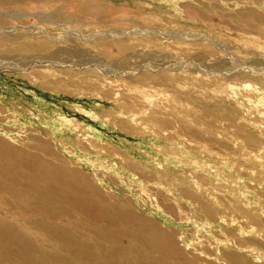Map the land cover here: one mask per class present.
Returning <instances> with one entry per match:
<instances>
[{"label":"rangeland","instance_id":"obj_1","mask_svg":"<svg viewBox=\"0 0 264 264\" xmlns=\"http://www.w3.org/2000/svg\"><path fill=\"white\" fill-rule=\"evenodd\" d=\"M38 158L123 227L23 213L13 182L0 264H68L46 225L90 264L139 261L143 229L154 264H264V0H0V175Z\"/></svg>","mask_w":264,"mask_h":264},{"label":"bare ground","instance_id":"obj_2","mask_svg":"<svg viewBox=\"0 0 264 264\" xmlns=\"http://www.w3.org/2000/svg\"><path fill=\"white\" fill-rule=\"evenodd\" d=\"M3 149V148H2ZM33 156V155H32ZM34 157L36 158V156L34 155ZM39 160H42L40 158H38ZM33 160H37V159H32L31 161L29 162H24V161H21V162H16V161H4L6 163H4V166L1 168L2 170V173L0 176L2 175H6V176H9L12 172V177L11 179H6V178H2V180L4 181H7L6 183H2L0 182V195H2V191L4 189V185L7 187V189L10 191V192H14L12 195L16 194V192L12 189V185H13V182H19L21 185L27 187V188H30V192L28 193V191L26 189H23L22 187H20L21 191H26L25 194L23 193L21 195V200L18 201L19 203V207L22 209V212L23 213H28V212H35V211H39V210H43L45 211L46 213L52 215V216H58V214L63 211L64 212H69V211H77L79 212L80 214L82 215H88L90 213V217H88L89 220H92L91 222H98L99 220H104L106 218H111L112 220L110 221V223L112 222H115V223H112V224H115V225H118V224H122V227H123V222L120 220V221H117L115 219V217L117 218H120V219H123L122 218V215H119L118 216H114L113 213L110 211L108 213H111V214H107V212L105 211L106 209H103V208H99L97 209L96 207V210L95 211H86V205L87 203L89 202L90 205H92V202H91V199L87 196V195H81L80 193H78L77 191L74 190V192L72 191V187L71 185L69 184V181H65V180H59L60 178H58L57 176L55 177L54 175L50 177L47 176L46 173L43 172L45 168V164L43 163V160L42 161H33ZM7 164V165H6ZM72 164V163H71ZM7 166H12L13 168L12 169H8ZM10 170V171H9ZM66 171V170H65ZM50 174V173H49ZM69 175V174H68ZM5 176V177H6ZM1 178V177H0ZM30 178V182L27 183V180ZM1 181V179H0ZM34 189V191L32 192V189ZM39 188L41 189V191L39 190ZM81 188V187H80ZM19 190V191H20ZM85 190V189H84ZM8 192V191H7ZM88 192V191H87ZM19 193H22V192H19ZM28 193V194H27ZM77 193V194H76ZM80 194V195H78ZM7 195V193L5 194ZM18 195V194H16ZM10 196H11V193H10ZM28 196V199H27V203L29 206H32L29 202V198L34 200V201H38V200H42V204L37 207L36 209H33L29 206H27L26 204L23 203V199ZM99 196V195H98ZM16 197V196H15ZM4 198H7V197H4ZM9 198V197H8ZM12 198V197H11ZM20 199V198H19ZM6 200V199H5ZM8 200V199H7ZM11 201V200H10ZM9 201V202H10ZM26 202V201H25ZM10 204V203H9ZM107 204V203H106ZM12 205V204H11ZM96 206V205H95ZM99 206V205H98ZM11 207V206H10ZM91 207V206H90ZM113 207V206H112ZM14 208V206H13ZM18 208V207H17ZM111 208V207H110ZM16 209V208H14ZM19 209V208H18ZM112 210V209H111ZM123 211V210H122ZM120 212V211H118ZM128 212V211H127ZM62 214V213H61ZM79 216V215H77ZM124 216V214H123ZM42 218V217H41ZM55 218V217H53ZM130 218V217H128ZM39 219V218H38ZM43 219V218H42ZM132 221L134 222H139V221H136L135 218H131ZM34 221V220H32ZM32 221L30 224H32ZM76 222V221H75ZM83 223V222H82ZM141 223V222H139ZM43 224V223H42ZM48 224V223H47ZM142 224V223H141ZM4 225V224H3ZM34 225V224H33ZM76 225V224H75ZM139 225V224H138ZM2 226V225H0ZM45 226V225H44ZM43 226V227H44ZM63 226V225H62ZM85 226V225H84ZM87 226V225H86ZM137 226V225H136ZM70 227V226H68ZM73 227V226H72ZM81 227V226H80ZM2 228V227H1ZM12 228V227H10ZM8 227V229H10ZM3 229V228H2ZM100 229H103L100 227ZM121 229V228H119ZM6 230V229H4ZM41 230V229H40ZM44 230V229H42ZM99 230V229H98ZM97 230V231H98ZM0 231H2L0 229ZM9 231V230H8ZM111 231V230H110ZM142 234L140 233H137V235H139V238L138 240H140L141 242V247L143 248V251L140 249V247L138 246L137 247V254H139V261H133L132 259H130L128 257V255L123 258V260L126 261V264H154V261H151L150 260V257L149 255L146 253V249L150 251H152L153 248H156L158 246L160 247H165V243L163 242V239H162V235H160L158 238L155 237L154 235H159L158 233H146L144 232V229L143 230H140ZM3 232V231H2ZM6 232V231H4ZM55 232H59V234H61L62 236L59 238L60 242L62 243V241L65 242L66 241H70L68 242L67 246H65V250L68 251L66 253H64V255H61V262L65 261L67 262L68 264H71V257H73V261L79 263V261L82 260V263L83 261L90 264L92 262H88V260L86 259L85 255H83V249L80 247V244L81 242L78 241V240H74L72 239L73 235L71 236V232H67L66 230H61L60 228L56 227L55 225L54 226H51V225H46L45 226V230H44V234L48 235V233H50L53 237V239L57 237V235L55 234ZM92 232V231H91ZM107 233V231L105 229H103L102 231H99V234L100 233ZM9 233V232H8ZM8 233H5V235L7 236ZM113 233V232H112ZM2 234V233H1ZM10 234V233H9ZM93 234V233H92ZM111 234V233H110ZM116 234V233H115ZM4 235V234H3ZM21 235V234H20ZM97 235V234H96ZM114 235V234H113ZM11 236V235H10ZM14 236V234H13ZM84 236V235H82ZM28 237V236H27ZM17 238V237H16ZM74 238V237H73ZM95 238V237H94ZM123 238V237H122ZM10 239H13L12 237ZM26 239V238H25ZM24 239V240H25ZM109 239V238H108ZM16 240V239H15ZM29 240V239H27ZM43 240V239H42ZM111 240L112 242L114 241L118 246L122 244V240L121 239H118L116 236H111V238L109 239ZM58 241V240H57ZM128 241V240H127ZM49 242V241H47ZM56 242V241H55ZM59 242V241H58ZM57 242V243H58ZM59 242V243H60ZM125 242V241H124ZM5 243H7L5 241ZM19 243V242H18ZM24 243V242H23ZM67 243V242H66ZM96 243V242H95ZM109 243V242H108ZM111 243V242H110ZM114 243V244H115ZM0 244L3 245L4 244V240L0 237ZM40 244V243H39ZM39 244H37L39 246ZM63 244V243H62ZM131 244V243H130ZM31 245V244H30ZM45 245V244H44ZM91 245V244H90ZM127 245V244H126ZM125 245V246H126ZM129 245V244H128ZM133 245V244H131ZM171 245V243H170ZM47 246V245H46ZM58 246V245H57ZM21 247V246H19ZM19 247L15 248L16 251H18ZM29 247V246H28ZM61 247V246H60ZM107 247V246H105ZM112 247V246H111ZM110 247V249H111ZM133 247V246H132ZM3 249H14V247L10 246V245H7L5 244V246L2 247ZM35 249V248H33ZM40 249V248H39ZM53 249V247H52ZM129 249V248H128ZM135 249V248H134ZM173 251L175 250L174 247L172 248ZM20 250V249H19ZM54 250V249H53ZM56 250V249H55ZM58 250V249H57ZM97 250V249H96ZM38 251V250H37ZM59 252V250L57 251ZM56 252V253H57ZM45 253V252H44ZM61 253V252H60ZM86 253V252H84ZM101 253V252H100ZM105 253V252H104ZM134 253V254H136ZM30 254V253H29ZM46 254V253H45ZM44 254V255H45ZM50 254V253H49ZM71 257H68L69 255ZM102 254V253H101ZM100 254V255H101ZM23 255V254H22ZM26 255V254H25ZM34 255L35 257V254H32ZM99 255V254H98ZM39 256V255H38ZM42 256V255H41ZM47 256V255H46ZM137 256V255H136ZM25 257V256H24ZM32 257V256H31ZM115 257V256H114ZM113 257V258H114ZM38 258V257H37ZM44 258V257H43ZM51 256L49 257H46L45 260L47 261H50L51 260ZM91 257H89L90 259ZM26 259V257H25ZM57 258L54 259V261L56 260ZM92 259V258H91ZM104 259V258H103ZM106 259V258H105ZM158 258H156L157 260ZM165 259V258H164ZM28 260V259H27ZM30 260V259H29ZM35 261V260H34ZM103 261V260H102ZM31 262V261H30ZM40 261H38L37 263H39ZM116 263V262H115ZM36 264V263H35ZM41 264H43L41 262ZM160 264V263H159ZM170 264V263H169Z\"/></svg>","mask_w":264,"mask_h":264}]
</instances>
